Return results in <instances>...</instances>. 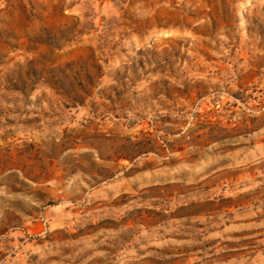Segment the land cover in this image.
I'll return each mask as SVG.
<instances>
[{
    "label": "rangeland",
    "instance_id": "374dc122",
    "mask_svg": "<svg viewBox=\"0 0 264 264\" xmlns=\"http://www.w3.org/2000/svg\"><path fill=\"white\" fill-rule=\"evenodd\" d=\"M0 189V264H264V4L0 0Z\"/></svg>",
    "mask_w": 264,
    "mask_h": 264
},
{
    "label": "clouds",
    "instance_id": "9594fccd",
    "mask_svg": "<svg viewBox=\"0 0 264 264\" xmlns=\"http://www.w3.org/2000/svg\"><path fill=\"white\" fill-rule=\"evenodd\" d=\"M259 3L264 4V0H259ZM17 175L23 179V174L22 173H17ZM27 183H31V182H27ZM34 186V185H33ZM0 195H8L7 192H5L4 190L0 189ZM20 257L18 256L17 259H19Z\"/></svg>",
    "mask_w": 264,
    "mask_h": 264
}]
</instances>
